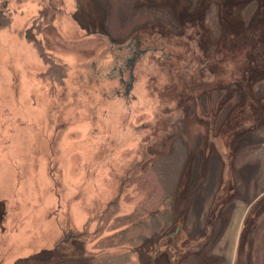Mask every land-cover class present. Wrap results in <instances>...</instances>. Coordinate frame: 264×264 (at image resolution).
Returning a JSON list of instances; mask_svg holds the SVG:
<instances>
[{"label":"rangeland","instance_id":"rangeland-1","mask_svg":"<svg viewBox=\"0 0 264 264\" xmlns=\"http://www.w3.org/2000/svg\"><path fill=\"white\" fill-rule=\"evenodd\" d=\"M216 1L0 0V264H264V0Z\"/></svg>","mask_w":264,"mask_h":264},{"label":"trees","instance_id":"trees-1","mask_svg":"<svg viewBox=\"0 0 264 264\" xmlns=\"http://www.w3.org/2000/svg\"><path fill=\"white\" fill-rule=\"evenodd\" d=\"M207 0H202V4H204L205 2H206ZM209 2L207 3V4H205L204 6L206 7V9L208 8V6H210L211 5V7L215 4V2L217 3L218 1H213V0H208ZM200 2H201V0H200ZM202 4H198V6H197V13L199 14V13H201V14H204L203 13V11H204V6L202 5ZM182 14V13H181ZM186 13H184V15H185ZM196 15V14H194L191 18L190 17H188V18H184V19H182L181 17V21H184L185 22V20H191V19H196V20H199L198 18L200 17L199 15ZM195 20V21H196ZM200 20H203V18H200ZM224 22V21H223ZM174 26V25H173ZM29 29V28H28ZM27 29V31H26V34H27V38L30 40V41H32L33 43L34 42H36V36L34 37V36H32L31 34H30V30H31V28L28 30ZM224 29H226V30H229V31H231L230 30V28L226 25L225 26V28ZM232 29V28H231ZM233 30V29H232ZM227 31H225V33H226ZM99 36H106V35H104V32H101V34H99ZM111 42H112V36L111 35H108V36H106ZM135 43H136V41H135ZM35 44V43H34ZM36 45V44H35ZM36 47H37V49H38V51H39V53H40V56H41V58L43 59V62L44 63H47V64H50V66H52L53 65V63L54 62H52V64L49 62V61H46L45 60V58L46 59H50V58H47L48 56L46 55V51L44 52L43 50H41L42 49V46L41 45H36ZM259 67H262V66H259ZM93 76V75H92ZM93 79H94V77H92ZM92 79V80H93ZM194 90H197V89H194ZM194 96H196V95H194ZM197 98L198 97H195V99H194V103H197V101H195V100H197ZM249 102L250 101H248L247 102V104L245 105V106H248V104H249ZM248 109H245V111H247ZM262 118H264V113H261V114H258L251 122L253 123V122H256V121H259V124H261V125H259V126H257L256 127V130L257 131H259V130H261V128L262 127H264V125H262V124H264V121H262V122H260V119H262ZM249 127H252V125H249ZM204 196H205V194H203Z\"/></svg>","mask_w":264,"mask_h":264},{"label":"water","instance_id":"water-1","mask_svg":"<svg viewBox=\"0 0 264 264\" xmlns=\"http://www.w3.org/2000/svg\"><path fill=\"white\" fill-rule=\"evenodd\" d=\"M133 80H134V73L131 72L130 79L128 80L127 89H130V87L132 86Z\"/></svg>","mask_w":264,"mask_h":264},{"label":"crops","instance_id":"crops-1","mask_svg":"<svg viewBox=\"0 0 264 264\" xmlns=\"http://www.w3.org/2000/svg\"><path fill=\"white\" fill-rule=\"evenodd\" d=\"M42 63H43V62H42ZM42 63H41V64H42Z\"/></svg>","mask_w":264,"mask_h":264}]
</instances>
